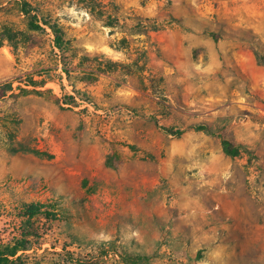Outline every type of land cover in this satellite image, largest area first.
<instances>
[{"label": "rangeland", "instance_id": "1", "mask_svg": "<svg viewBox=\"0 0 264 264\" xmlns=\"http://www.w3.org/2000/svg\"><path fill=\"white\" fill-rule=\"evenodd\" d=\"M21 1L72 41L69 80L48 29L31 49L6 40L29 33ZM100 3L104 17L80 0H0V84L79 104L0 101L18 121L0 130V245L32 232L20 264H264V0ZM13 128L33 152L10 153ZM35 204L55 219L25 223Z\"/></svg>", "mask_w": 264, "mask_h": 264}, {"label": "trees", "instance_id": "2", "mask_svg": "<svg viewBox=\"0 0 264 264\" xmlns=\"http://www.w3.org/2000/svg\"><path fill=\"white\" fill-rule=\"evenodd\" d=\"M86 4V6L92 10V12H97V14L101 17H104V12L101 10L100 0H80ZM19 12L27 19V31L29 32L27 35L21 32H13L10 30H5L4 33L7 35L6 40L10 43L17 38V36L25 37V43L28 44L29 49L34 48L37 44L36 42V34L41 33L46 35V29L49 30V34L52 36V44L54 49L58 52L59 62L61 64V71L66 76L67 80H69L74 71L76 70L74 66V61L77 59V55L72 46V41L67 38L65 31L63 28L56 22L49 18L40 17L38 13L32 8V6L26 2H19ZM106 19L111 22L113 18L111 16H107ZM212 38L217 41L218 36L211 34ZM15 45V44H14ZM16 47V45H15ZM81 62V61H80ZM19 83H21L19 81ZM28 86L36 87L37 85L43 86L44 81L37 82L33 80V77H28V80L25 81ZM13 82H3L0 84V101L4 99H10L13 101V104L17 103L18 98L21 96H28L34 94L39 97H44L46 99H50L55 105L63 109H73L78 107V102L75 96L69 94H63L61 97H58L53 94L51 89H44L43 91L27 90L21 87H18V94L14 93V89L12 87ZM86 95V94H83ZM82 102H87L86 100H81ZM85 110V109H83ZM7 119V120H6ZM4 120V117H0V130L2 127H7L9 124L16 125L18 124L17 120L10 119L7 117ZM15 127V126H13ZM195 131L204 132L210 136L217 137L220 139L221 150L224 155L230 158H237L241 154H246L251 158V152L246 148L235 144L234 142L227 140L223 137L222 134L216 133L212 131L208 126L200 124L192 127ZM167 133H173L174 135H180L182 132L172 130H166ZM15 133L16 128L11 129L9 132L10 138V148L9 151L11 154L17 153H27L33 152L28 148L24 147L21 144H17L14 146L15 142ZM106 165L115 168L113 165L112 157H108L106 159ZM46 206L41 204L35 205H25L22 209L21 216L24 219L25 223H29L36 216H44L46 220H53L56 217L54 211H43ZM32 232L22 234L21 240L17 241V243L13 245H0V264H20L21 256H17L18 252H25L30 250L32 247L29 246V241L26 240V237H35Z\"/></svg>", "mask_w": 264, "mask_h": 264}]
</instances>
